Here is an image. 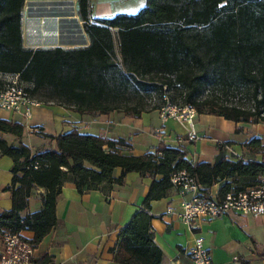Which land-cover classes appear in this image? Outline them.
Instances as JSON below:
<instances>
[{"label": "trees", "instance_id": "16d2710c", "mask_svg": "<svg viewBox=\"0 0 264 264\" xmlns=\"http://www.w3.org/2000/svg\"><path fill=\"white\" fill-rule=\"evenodd\" d=\"M28 0H0V73L18 74L30 95L83 114L113 111L138 118L147 107L143 94L173 90L182 98L171 104L235 122L264 123V0H146L136 13L90 20V0H76L89 39L86 45L30 48L23 45L22 11ZM232 94L228 100L226 96ZM165 103V102H164ZM24 125L0 119V132L13 133L18 144L0 136V153L13 160L12 205L0 214L5 232H34L36 247L57 224L56 202L66 182L80 193L100 190L109 196L125 175L137 171L151 178L142 208L124 224L112 249L121 264H162L154 240L151 201L175 188L171 177L184 170L196 178L204 197L217 184V198L255 186L264 176V144L252 138L246 147L260 160L222 157L193 162L184 147L159 142L141 155L118 152L124 138L80 133L73 128L55 136V147L33 151L21 141ZM121 172L115 176L114 171ZM157 175L161 178L157 179ZM41 187V209L24 213L29 197ZM264 255V252H262ZM44 253L35 264H49Z\"/></svg>", "mask_w": 264, "mask_h": 264}, {"label": "crops", "instance_id": "0c3cea01", "mask_svg": "<svg viewBox=\"0 0 264 264\" xmlns=\"http://www.w3.org/2000/svg\"><path fill=\"white\" fill-rule=\"evenodd\" d=\"M28 0L22 11V40L25 47L65 48L86 45L89 39L83 21L77 12L76 0ZM146 0H90V20L129 13ZM54 3L56 8L49 9ZM141 8V7H140ZM0 119L21 122L24 125L21 141L34 152L55 147L51 136L77 128L80 133L102 135L111 139L124 138L127 146H117L118 152L141 155L153 151L159 142L184 147L193 162L214 163L222 157L260 160L246 147L252 138L264 144V123L235 122L223 116L195 113L193 129L197 137L188 138L191 126L173 117L162 119L160 109L142 112L134 118L122 112L83 114L59 104L34 105L29 118L11 110L0 109ZM9 144L17 145L13 133L0 132ZM13 160L0 153V214L11 208ZM121 169H115L118 176ZM157 179L161 175H157ZM151 178L137 171L125 175L121 185H115L108 197L100 190L80 193L73 182H66L57 197V224L35 247L36 258L44 253L52 260L49 264H121L114 259L120 228L142 208L149 191ZM218 190V185L212 187ZM44 189L35 188L24 213L42 207ZM177 187L161 199L151 201L154 240L163 251L162 264H195L189 248L200 240L207 248L213 264H264V214L227 212L220 216L197 220L195 227L184 223L179 215L183 198ZM171 208L169 212L168 209ZM31 240L34 232L22 230ZM1 249V238H0Z\"/></svg>", "mask_w": 264, "mask_h": 264}, {"label": "built area", "instance_id": "2783aa9c", "mask_svg": "<svg viewBox=\"0 0 264 264\" xmlns=\"http://www.w3.org/2000/svg\"><path fill=\"white\" fill-rule=\"evenodd\" d=\"M164 99L165 103L160 108L161 118L173 117L180 122H188L191 126L188 138L195 139L197 135L192 125L196 110L187 105L175 106L166 95ZM39 104L41 102L30 95L18 74L0 73V109L11 110L29 118L32 107ZM171 180L183 197L188 196L181 200L178 215L191 228L195 227L197 220L214 218L227 212L264 214V176L255 186L229 192L222 199L217 198V191L212 192L208 198L204 197L196 178L184 170L174 173ZM0 238V264H35V246L21 232H5ZM189 252L195 264H213L207 248L200 240L189 248Z\"/></svg>", "mask_w": 264, "mask_h": 264}, {"label": "rangeland", "instance_id": "374dc122", "mask_svg": "<svg viewBox=\"0 0 264 264\" xmlns=\"http://www.w3.org/2000/svg\"><path fill=\"white\" fill-rule=\"evenodd\" d=\"M26 3H27V1H26ZM26 3H25V5H26ZM71 4H72V0L68 1L66 3L67 7H65V8H67V9L71 8ZM144 5H145V2L143 4H141V6H139L138 8H134V10H131L132 12H130V13H136L140 9V7H143ZM48 6H49V9H54V8H56L57 5H55L54 3H50ZM143 94H148L145 97L146 104L148 105L147 107H150L154 104L162 106L165 102L164 96H162L160 98L159 90H157V89L150 88L148 91L144 92ZM167 95H168V97H170L169 99L173 104H175V103L179 104L182 101V98L179 96H176L172 89L167 92ZM226 98L228 100H230L233 98V95L228 94V96H226Z\"/></svg>", "mask_w": 264, "mask_h": 264}]
</instances>
